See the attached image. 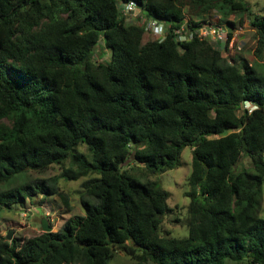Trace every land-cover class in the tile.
<instances>
[{"label": "trees", "instance_id": "1", "mask_svg": "<svg viewBox=\"0 0 264 264\" xmlns=\"http://www.w3.org/2000/svg\"><path fill=\"white\" fill-rule=\"evenodd\" d=\"M130 1L172 27L166 39L143 42L121 10ZM212 9L231 26L249 12L264 64V13L246 0H0V217L37 194L70 208L55 179L14 185L30 170L69 159L62 177L86 178L85 213L23 243L0 233V264H111L119 251L130 264H264V73L224 55L233 31L217 46L174 34ZM186 147L187 233L174 235L171 191L125 166L163 174Z\"/></svg>", "mask_w": 264, "mask_h": 264}, {"label": "rangeland", "instance_id": "2", "mask_svg": "<svg viewBox=\"0 0 264 264\" xmlns=\"http://www.w3.org/2000/svg\"><path fill=\"white\" fill-rule=\"evenodd\" d=\"M249 3L250 9L254 13H264V0H246ZM248 16L249 12H241L236 15H232L231 18L239 23V27H243V31L238 34V40H240L243 50L238 51L237 44L231 49L230 45L224 52V55L228 59L233 56H244L247 60L253 63L259 72L264 73V64L260 65L256 61V57L253 54V50L256 43L255 30L247 24V19L241 23L243 16ZM207 15V16H206ZM129 16V15H128ZM206 17L219 18L221 15L217 9L209 10L205 13ZM222 18V17H221ZM128 20H132L129 19ZM243 20V19H242ZM238 25V24H237ZM155 38L149 34H144L143 42L154 40ZM247 40L248 44L245 46L242 41ZM214 43V42H213ZM216 46L217 43H214ZM109 53V52H108ZM108 55L102 60H106ZM79 150L89 155L85 145L79 146ZM192 150L190 147H186L182 153L183 165L168 170L163 174L150 173L143 166L135 164L133 159L128 161L125 167L131 169L133 174L139 175L143 179L152 178L161 182V185L171 191V197L168 202L173 208V212L168 214L164 218L163 230L171 231L174 235H184L187 233L186 227L183 225V220L187 212V207L190 203V198L186 196V191L189 188L187 179L192 167ZM72 166L71 160H66L64 163L53 164L46 171L37 172L30 170L24 175H21L14 185L22 184L25 181H31L34 179H46L48 181H57L59 190L64 192L70 200V208L66 206L64 201L57 195H43L37 194L32 197H28L23 203H16L11 210H5L0 217V233L6 235L12 231V239L15 238L20 243L25 242L27 239L37 236L43 232L41 224L44 218H47L50 225L53 227V231L60 230L64 223L71 217L77 215H83L85 213L84 208L81 205L80 196L83 191L82 182L85 177L78 180H67L62 177V173L65 168ZM239 168H250L249 159L245 156L242 157ZM261 215L264 217V188H263V202ZM179 219V220H178ZM11 240V239H9ZM133 259L130 255L123 251H119L111 264H130ZM150 264V263H148Z\"/></svg>", "mask_w": 264, "mask_h": 264}, {"label": "built area", "instance_id": "3", "mask_svg": "<svg viewBox=\"0 0 264 264\" xmlns=\"http://www.w3.org/2000/svg\"><path fill=\"white\" fill-rule=\"evenodd\" d=\"M121 10L125 15H129L130 18L138 19L144 25L145 34L153 36L156 40L162 41L166 39L172 28L163 20L146 17L141 6L134 1L122 3ZM206 16L201 21H194V23L189 22L187 18L182 25L175 28L174 34L177 41L182 43L198 37L200 39L210 38L216 43H223L225 45L228 41L229 33L233 31V36L229 43L230 48L233 49L238 38L237 36L243 31V27H239V24L231 26L228 21L222 22L220 21L221 17L214 19ZM231 19L235 21V19ZM242 48L241 44H237L238 50ZM244 107L248 108L250 113L259 108L258 105L252 104L251 101H245Z\"/></svg>", "mask_w": 264, "mask_h": 264}, {"label": "water", "instance_id": "4", "mask_svg": "<svg viewBox=\"0 0 264 264\" xmlns=\"http://www.w3.org/2000/svg\"><path fill=\"white\" fill-rule=\"evenodd\" d=\"M43 232H51L53 231V227L50 225L49 221L47 218H44L41 224ZM8 239H12V231H10L7 234Z\"/></svg>", "mask_w": 264, "mask_h": 264}, {"label": "crops", "instance_id": "5", "mask_svg": "<svg viewBox=\"0 0 264 264\" xmlns=\"http://www.w3.org/2000/svg\"><path fill=\"white\" fill-rule=\"evenodd\" d=\"M243 15H244V13H243ZM231 17H232V16H231ZM234 19H235V17H234ZM247 20H248V19H247ZM235 23H236V24H239L238 22H236V20H235ZM240 42H241V41L238 40V38H237V40H236V44H241ZM242 44L246 46V45L248 44V41H247V40H244V41H242Z\"/></svg>", "mask_w": 264, "mask_h": 264}, {"label": "clouds", "instance_id": "6", "mask_svg": "<svg viewBox=\"0 0 264 264\" xmlns=\"http://www.w3.org/2000/svg\"><path fill=\"white\" fill-rule=\"evenodd\" d=\"M232 49V48H231ZM225 51L227 50V49H224Z\"/></svg>", "mask_w": 264, "mask_h": 264}]
</instances>
